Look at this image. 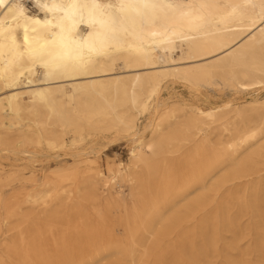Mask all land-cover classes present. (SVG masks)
Instances as JSON below:
<instances>
[{"label": "bare ground", "instance_id": "6f19581e", "mask_svg": "<svg viewBox=\"0 0 264 264\" xmlns=\"http://www.w3.org/2000/svg\"><path fill=\"white\" fill-rule=\"evenodd\" d=\"M262 93L264 0H0V264H264Z\"/></svg>", "mask_w": 264, "mask_h": 264}, {"label": "rangeland", "instance_id": "374dc122", "mask_svg": "<svg viewBox=\"0 0 264 264\" xmlns=\"http://www.w3.org/2000/svg\"><path fill=\"white\" fill-rule=\"evenodd\" d=\"M31 10L35 9V6L32 2L28 4ZM264 95V93H262ZM255 96L252 95H242L235 96L228 93H206L203 95H195L189 88L185 87L180 82L170 83L168 87L164 90L162 95V101L168 105H173L177 102L186 103V104H196L204 108H211L222 106L228 101L237 102H246L251 101ZM143 121V120H142ZM112 138V142L109 140L97 139L95 142L98 143L96 146L97 156L100 157L98 160L99 169L107 173L109 168L116 170L119 164H123L122 167H126L130 163V148L131 141L127 136H116L114 133L108 136ZM114 140V141H113ZM61 162H66L63 164H71L72 159L69 153L61 152L59 158L51 157L46 160L43 166H39L40 170H55ZM62 164V165H63ZM124 196L127 201H129V189L124 187ZM113 197L118 196L115 192ZM107 195V193H105Z\"/></svg>", "mask_w": 264, "mask_h": 264}]
</instances>
